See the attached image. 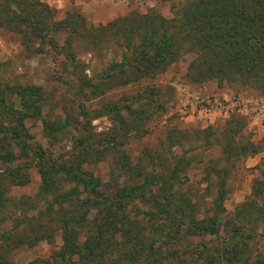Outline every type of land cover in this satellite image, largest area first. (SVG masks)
<instances>
[{
	"label": "rangeland",
	"instance_id": "1",
	"mask_svg": "<svg viewBox=\"0 0 264 264\" xmlns=\"http://www.w3.org/2000/svg\"><path fill=\"white\" fill-rule=\"evenodd\" d=\"M46 1L39 0L55 11L54 20L60 21L66 14L78 13L86 26L96 27L130 13L155 12L163 18H170L188 0H137L140 6L125 0L128 13L104 24L93 23L90 13L81 11V0H48L50 5ZM117 1L96 0L95 3L104 7ZM67 37L66 31H50L42 40L26 28L15 31L0 26V104L7 106L4 109L0 105V122L3 126L13 125L19 134V139L12 141L1 132L0 141L4 140L7 150L14 155H19L20 149L26 154L10 164L0 165V170L22 166L29 177L25 186L9 188L8 197L14 203L22 197H33L40 185L38 166L51 162L60 165L70 160L74 154L73 140L80 134L84 123L82 116L87 113L89 131L93 135L91 153L96 151L97 156L82 168L98 179L103 195L126 201L125 209L119 213L123 214V232H117L112 237V245L106 249L107 252L112 250V261L132 245L125 244L126 240L132 239L127 233H138L147 238L155 231L161 222L149 218V214L156 210L148 199L150 195L161 198L168 194L172 201L179 200L191 208L194 219L206 221L218 214L220 220L216 236L181 238L170 249L180 256L181 262H190L203 246L208 253L220 247L229 239L231 225L227 224L230 222L239 228L242 239L238 237L235 242L249 253V264H264V221L255 217V214H263L257 209L262 205L264 194L254 195V189L264 185V130L260 134L254 132L256 125L239 110H231L226 116L215 112L209 121H200L190 115L189 108L191 99L197 94L224 104L232 98H239L253 109L251 101H264V96L251 85L237 81H193L188 65L194 60V53L183 54L152 77L139 78L126 70L121 74L119 68L113 67L112 78L104 79L112 64L120 62L122 52L117 39L110 37L101 44L74 37L70 50L65 53L73 57L77 69L64 68L61 49H66L64 41ZM79 71L98 85L103 94L92 96L81 87L75 76ZM106 103L119 107L122 115L125 114L122 107L126 105L142 114L137 122L127 120L128 124L120 127L113 115L94 116ZM8 110L17 111V115L12 116ZM229 125L240 128L233 139L235 146L248 143L258 152L250 155L246 151L225 159L221 146L224 129ZM170 174L169 181L159 183L162 181L159 178ZM150 175L155 177L156 185L137 190L131 197H123L125 192H130L135 184L143 183ZM166 184L171 187L168 192L164 189ZM218 190L222 192L220 200L217 199ZM35 207L40 210L41 203ZM15 209L9 213L13 214ZM185 212L186 209H181L176 213ZM93 214L94 210L89 212V219ZM235 214L249 217L244 215L240 219ZM85 231L84 227L81 235ZM60 245L59 232L55 231L51 241H41L32 247L20 246L9 253L8 259L13 264L46 259ZM141 262L144 261L137 264H143Z\"/></svg>",
	"mask_w": 264,
	"mask_h": 264
},
{
	"label": "trees",
	"instance_id": "2",
	"mask_svg": "<svg viewBox=\"0 0 264 264\" xmlns=\"http://www.w3.org/2000/svg\"><path fill=\"white\" fill-rule=\"evenodd\" d=\"M54 16L55 11L39 0H0L2 27L15 31L26 28L42 40L50 31L68 33L64 41L66 49H61L65 58L64 68L77 69L73 57L65 53L70 50L74 37L97 44L110 37L117 39L122 52L120 62L112 64L104 79L112 78L113 67L119 68L121 74L126 70L139 78L152 77L163 72L183 54L194 53L195 58L188 65L193 81H237L251 85L259 95L264 96V0H188L170 18H163L155 12L142 15L130 13L96 27L86 26L78 13L66 14L60 21L54 20ZM75 76L80 86L92 96L103 94L98 85L91 83L81 71ZM0 105L7 109L4 103ZM122 108L124 115L120 114L119 107L106 103L94 116L113 115L120 127L126 126L127 120L137 122L140 119L141 111L132 110L128 105ZM9 112L12 116L17 115V111ZM86 115L82 116L84 123L80 134L73 140L74 154L70 160L60 165L51 162L38 166L40 185L33 197H22L14 203L7 195L9 188L28 184L25 167L0 170V264H13L8 259L12 250L20 246L32 247L41 241L49 242L55 231L60 235V247L46 259H34L26 264H137L141 260L143 264H249V253L235 242L238 237L242 239L239 228L230 222L227 224L232 227L228 229L229 239L220 247L208 253L203 246L190 262H181L180 256L170 249L181 238L216 236L220 220L218 214L206 221L196 220L190 214L191 208L185 207L179 200L172 201L168 194L161 198L150 195L148 199L156 210L154 214H149V218L161 222L156 225L155 231L147 238L138 233H127V237L132 239L126 240L125 244L132 245L121 257L112 261V250L107 252L106 249L112 245V237L117 232H123V214L119 213L125 209L126 201L121 198L112 200V196L103 195L98 179L82 168L97 156L96 151L91 153L93 135L88 127L90 118ZM234 127L229 125L224 129L221 153L225 159L240 156L246 151L250 155L256 154L258 150L248 143L234 145L233 139L240 130ZM1 132L9 140L19 139L13 125L3 126L0 122ZM3 141H0V165L26 156L22 149L19 155H14ZM171 174L159 178L162 180L159 183L169 181ZM154 179L150 175L143 183L135 184L130 192H125L123 197H131L137 190L150 189L157 183ZM170 188L166 184L164 189L168 192ZM262 194L264 185L261 184L254 189V195ZM217 199H222L221 190H218ZM39 202L41 209L35 210ZM14 207L15 212L10 214ZM181 209L187 212L177 214ZM93 210L94 214L89 219L88 214ZM257 210L263 214H255V217L264 221V200ZM235 215L241 219L245 214ZM84 227L86 231L81 235ZM197 260L202 262L197 263Z\"/></svg>",
	"mask_w": 264,
	"mask_h": 264
},
{
	"label": "crops",
	"instance_id": "3",
	"mask_svg": "<svg viewBox=\"0 0 264 264\" xmlns=\"http://www.w3.org/2000/svg\"><path fill=\"white\" fill-rule=\"evenodd\" d=\"M79 1V0H77ZM49 5L50 3L48 0L46 1ZM62 2V0L60 1ZM82 8L81 11L90 13L91 20L93 23L96 24H104L109 19L116 18L118 16H123L128 13L129 7L126 5L125 0H118L117 2L113 3L112 6H97L95 3L96 0L87 1L81 0ZM224 97H228L224 95ZM239 112L242 114H246L248 119L252 121L256 125V129L254 132L257 134L263 133L264 130V114H254V109L247 104L242 103V106L238 109ZM215 113V112H214ZM213 113V114H214Z\"/></svg>",
	"mask_w": 264,
	"mask_h": 264
},
{
	"label": "built area",
	"instance_id": "4",
	"mask_svg": "<svg viewBox=\"0 0 264 264\" xmlns=\"http://www.w3.org/2000/svg\"><path fill=\"white\" fill-rule=\"evenodd\" d=\"M135 6H140L141 3L137 0H131ZM189 104L190 115L200 121H209L214 112H218L221 116H226L231 110H238L242 106V101L239 98H232L224 104L217 99L203 98L197 94L191 99ZM254 107V114H264V101L262 99H254L251 101Z\"/></svg>",
	"mask_w": 264,
	"mask_h": 264
}]
</instances>
